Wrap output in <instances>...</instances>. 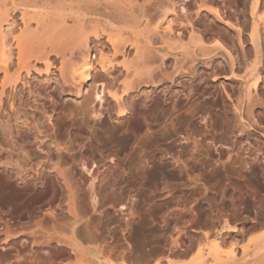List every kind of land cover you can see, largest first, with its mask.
<instances>
[{
    "label": "rangeland",
    "instance_id": "1",
    "mask_svg": "<svg viewBox=\"0 0 264 264\" xmlns=\"http://www.w3.org/2000/svg\"><path fill=\"white\" fill-rule=\"evenodd\" d=\"M172 1L136 0V3L152 26L161 10L174 8L176 15L170 16L173 29L179 30V23L186 25L187 20L194 24L206 45L222 46L216 50V59L207 62L198 51L197 56L192 55L191 49L196 45L189 41L188 30L183 31L182 43L170 40L166 44L154 36L151 69L154 76L162 79L157 85L144 87L140 96L149 93L146 104L143 97L136 96L130 114L118 119L101 85L106 80L99 64L107 63L109 55L92 51L95 69L79 96L58 93L56 75L43 83L58 101L52 124L41 115L45 100L27 92L16 98V110L11 116L0 118V240L8 234L12 242H23L26 258L32 254L39 264H80L75 256L62 257L55 252L61 250L57 240H65L69 235L74 215L81 222H89L92 243L102 253L97 264H107L109 258L116 264L117 261L121 264V259L133 264L132 257L139 258L137 264H166L167 257L192 261L199 249L208 252L217 235L227 232L226 225L243 229L239 236L231 235L235 240L226 234L222 237L224 251L233 243L236 250L242 246L252 249L257 238L263 237L264 74H259L261 83L252 90L255 101L250 107L243 96L245 74L231 76L223 50L234 51L236 59L241 60L234 31L224 20H232V15L234 18L247 15L251 0H205L211 10L220 9L223 21L211 13L198 12L201 0L175 4ZM182 6L186 17L180 10ZM246 40L244 46L248 48ZM249 58L253 59L251 53ZM213 74L217 76L214 82ZM44 106L51 114L48 103ZM82 108L88 115L83 116ZM32 117L44 121L38 122L43 134L59 136L73 125L88 137L91 146L88 152L96 165L91 176L98 173L101 178L108 167L117 171L119 177L104 176L102 181L104 184L117 179L113 189H101V193L97 189L102 205H96V212H92L87 199L91 176L78 166L72 168V183L75 187L81 181L86 199L83 206L76 205L77 202L70 206L71 211L61 189H52L47 181L44 186L31 185L35 172L49 167L44 151L34 146L32 132L21 123L30 122ZM6 120L13 135L16 130L22 134V146L28 152L25 158L6 159L3 151L7 145L2 132ZM43 146L47 148L46 140ZM7 161L13 166L9 171L4 169ZM95 183H100L98 178ZM107 197L119 199V206V202L104 203ZM257 223L263 225L259 227ZM179 246L181 252L176 248ZM8 252L13 254L15 248ZM3 253L0 250V257ZM9 260L16 263L12 256ZM4 263L1 258L0 264Z\"/></svg>",
    "mask_w": 264,
    "mask_h": 264
},
{
    "label": "bare ground",
    "instance_id": "2",
    "mask_svg": "<svg viewBox=\"0 0 264 264\" xmlns=\"http://www.w3.org/2000/svg\"><path fill=\"white\" fill-rule=\"evenodd\" d=\"M179 1L185 0H173L172 2L175 4ZM204 1L201 0L197 11L211 13L214 18L223 21L220 9L211 10ZM180 10L186 17L185 8L182 6ZM171 15H176L174 8L161 10L156 16L155 25L152 26L148 16L137 5L136 0H0V118L11 116L16 110V98L23 92H27L42 97L45 100L44 105L48 103L47 108L51 114L45 110L43 105L41 115L49 124H52V121L55 120L58 101L48 91V85L45 86L43 83H48L51 75H56L58 93L79 96L82 86L91 79V73L95 69V62L92 60L94 52L97 55H109L107 63L101 61L99 64V70L106 80L105 83H101L102 91H106L113 115L118 119L126 117L130 114L133 99L136 96L139 99L143 97L144 104L148 102L149 93L140 96L144 93V87L157 85L162 79L154 76L151 69L154 36L159 37L166 44L170 40L182 43L183 31L188 30L189 41L196 45L195 49H191L192 55L199 54L207 62L216 59V50L222 48L221 45L216 48L206 45L203 35H200L194 24L188 20L186 25L179 23L180 29L175 31ZM233 18L234 15L231 17L232 20L225 19L224 21L234 31L233 35L236 36L241 50V60L236 59L234 51L223 48L225 60L231 76L245 74L244 101L253 107L255 99L252 90H256L261 83L259 74H264V0H251L248 14ZM248 26H250L249 33L246 32ZM246 36L248 40H246ZM245 40L250 44L248 48L244 46ZM250 53L253 56L252 60L249 58ZM163 58L164 55H161V60ZM189 69L191 71L193 67ZM240 69L241 73H237L236 70ZM216 77L213 74L211 80L216 81ZM109 87L111 88L108 89ZM36 108L38 109V106ZM82 111L83 116L88 115V112L83 108ZM41 119L32 117L30 122H21L27 131L32 132L31 138L34 146L40 151H44L49 163V167L45 171L35 172L31 185L34 187L44 186L45 181L50 182L52 189L62 190L68 202V208L73 207L76 202V205L83 206L86 199L83 186H81V181L75 187L73 186L71 171L73 167L78 166L91 176L92 171L96 168L93 157L88 152L91 148L87 142L88 137L73 125H70L66 132L59 136H54L56 133L53 135L43 134V131L38 129V122H44ZM18 120L19 118L16 121ZM8 123L9 121L6 120L2 126L7 145V149L3 153L8 161H11L13 156L17 160L25 158L28 156V152L22 146V134L16 130L13 135L8 130ZM262 136L264 137V133ZM43 140L47 141V148H44ZM8 161L4 165L6 171L13 169L12 164ZM104 176L119 177V174L113 167H108L101 178L98 173L91 176L87 185V199L93 213L96 212V205L102 200H100L102 197H99L97 189L101 193V189L108 191L107 189L111 190L116 186L117 179H111L110 183L102 184ZM96 178L100 181L98 185L95 183ZM119 201L117 198H108L104 203L112 204ZM119 204L120 202L117 203V206ZM120 208L123 209L124 206L121 205ZM69 210L71 211V208ZM74 216L75 219L73 218L69 225V235L65 240H57L56 245L61 247V250H55V252L62 257L75 256L77 263L80 264H84V262L97 264V261L100 260L98 255L102 253L100 249L96 251L97 247L92 243L93 236L89 231V222L88 220L81 222L79 221L80 217L78 219L76 215ZM87 216L92 217L91 214ZM84 217L86 218V216ZM255 225L260 227L263 223ZM225 229L227 232L224 234L220 232L217 235L218 237L208 248V252L199 249L192 261L188 259L177 261L167 257L166 264H264V235H262V239L257 238L258 241L256 240L255 244H252V249L243 248L240 245L242 247L236 250L233 243L229 250L224 251L223 236L226 234L232 240L233 236L231 235L236 233L233 235L239 236L243 228L226 225ZM10 236L7 234L4 239L2 238L3 241L0 240L2 242L0 250L4 251L0 259L2 258L4 264H14L9 260L11 256L14 258L12 261H16L15 264H39L32 254L26 258L27 256L25 257V253L22 251L23 242L14 243ZM204 236H206V232H204ZM56 245L53 246L56 247ZM10 248H15L13 254L8 252ZM176 248L178 251H182L181 246ZM122 253L119 255L124 257ZM120 256L117 258H121ZM111 259H108L107 264H116ZM137 259L139 258H131L133 264L139 262ZM119 263L126 264L122 259Z\"/></svg>",
    "mask_w": 264,
    "mask_h": 264
}]
</instances>
